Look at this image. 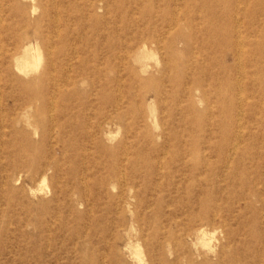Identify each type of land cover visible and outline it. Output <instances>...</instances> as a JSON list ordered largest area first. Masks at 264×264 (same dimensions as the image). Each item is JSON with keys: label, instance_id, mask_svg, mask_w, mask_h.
I'll return each instance as SVG.
<instances>
[{"label": "rangeland", "instance_id": "obj_1", "mask_svg": "<svg viewBox=\"0 0 264 264\" xmlns=\"http://www.w3.org/2000/svg\"><path fill=\"white\" fill-rule=\"evenodd\" d=\"M0 264H264V0H0Z\"/></svg>", "mask_w": 264, "mask_h": 264}]
</instances>
